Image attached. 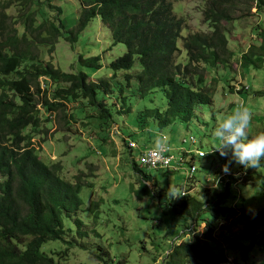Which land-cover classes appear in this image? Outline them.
<instances>
[{"label":"trees","instance_id":"trees-1","mask_svg":"<svg viewBox=\"0 0 264 264\" xmlns=\"http://www.w3.org/2000/svg\"><path fill=\"white\" fill-rule=\"evenodd\" d=\"M48 2V7L55 10L50 12L51 18L45 16L46 10L41 11L40 0H0V176L3 179L0 264H59L54 256L63 258L66 253L68 256V250L49 254L42 248L49 241L66 242L63 220L73 217L83 205L82 177L78 176L76 182L67 181L62 176V164L44 162L34 146L33 134L41 132L44 123L51 122V115L80 100H86L90 110L97 112V126L104 134L115 124L116 114L132 112L123 87L118 94L121 110L114 112V105L106 102L114 87L105 79L91 82L90 74L83 71V68L100 71L103 68L100 56H79L82 69L75 67L72 72H64L41 58L45 48L53 52L60 38L74 47L79 35L99 17L108 27L113 44L126 47V52L110 64L111 71L114 74L131 71L138 61L140 71L125 76L127 87L135 80L141 98L158 90L164 93L167 102L164 112L147 108L137 113V129L149 135V121L159 129L176 123L189 125L200 106L213 103L217 79L208 87L205 72L219 65L227 66L235 56L229 48L225 23L234 22L241 12H250L253 7L257 12L264 11V0H206L203 20L210 32L182 37L183 20L174 15L171 0H82L75 30H66L63 7ZM18 6L17 15H11L9 10ZM39 15L45 18L42 23H38ZM260 36L263 38L260 53L255 56V47H251L241 56L243 67H260L264 63V31ZM180 39L186 55L184 65L177 61ZM70 116L75 120L73 113ZM124 144L132 153L134 149L129 142L124 140ZM221 158L226 165L234 164L230 158ZM132 166L138 174H143L141 187L136 191L138 196L156 199L155 189L148 185L152 176L146 175L135 162ZM263 168H247L238 178L229 176L222 181V190L215 191L206 201L190 194L175 196L172 192L163 200L161 193L159 206L164 214L190 221V226L206 224L205 240L196 236L192 242L175 245L164 264H226L224 254H217L211 245L216 228L206 216L217 221L232 219L233 223L235 218L250 219L251 215L238 212L228 201L235 199L233 186L238 181L256 179L264 189V176L260 173ZM258 217L263 219V215ZM76 223L82 224L79 219ZM220 227L225 230L224 225ZM237 248L241 247L237 245ZM247 253H242L243 260ZM102 260L104 264H115L112 260Z\"/></svg>","mask_w":264,"mask_h":264},{"label":"rangeland","instance_id":"rangeland-1","mask_svg":"<svg viewBox=\"0 0 264 264\" xmlns=\"http://www.w3.org/2000/svg\"><path fill=\"white\" fill-rule=\"evenodd\" d=\"M51 1L54 6L63 7L66 30H75L82 0ZM171 1L174 15L183 20L182 37L196 32H210L208 24L203 20L206 0ZM40 2L41 11L46 10L45 16L51 18L53 13L50 12H54V8L48 7V0ZM19 8L13 7L9 13L17 15ZM44 20L40 16L38 23ZM225 26L229 48L235 56L227 66L219 65L205 72L208 87L213 86L214 79H217L212 93L213 103L200 106L196 118L189 125L176 123L159 129L149 121V135L147 131L140 132L137 129V113L147 108L164 112L167 105L164 93L158 90L141 98L136 92L135 80L127 87L125 76L140 71L138 61L131 71L116 74L111 71L110 64L126 52V47L113 44L108 27L99 17L93 19L79 35L74 47L60 38L53 52L47 48L42 51L43 60L52 62L64 72H72L75 67L77 70L82 69L79 56H100L103 64L100 71L86 68L83 71L90 74L91 82L105 79L114 87L113 93L106 98L108 104L114 105V112L121 110L118 94L122 87L132 109L129 115L116 114L115 124L111 126L110 132L104 134L97 126V112L90 110L86 100L72 102L51 115V122L44 123L41 132L33 134L34 146L44 162L62 164L64 179L76 182L77 177L81 176L85 183L80 194L83 205L73 217H65L63 220L67 231L66 242L49 241L42 248L49 254L52 251L57 253L68 250V256H65L67 253L61 256L63 258L54 256L59 264H104L102 259L115 261V264H164L175 245L192 242L196 236L205 240V223L190 226V221L172 219L159 206L161 193L164 194L163 200L171 192L175 196L180 195L193 153L185 155L188 162L179 172L142 168L146 175L152 176L148 185L155 189L156 199L149 196L141 198L136 191L141 187L143 174H138L132 166L133 162L141 166V150L134 149L129 153L124 140L129 143L135 141L139 148H152L157 138L166 137L177 156L183 154V149L188 152L198 149L206 152V158L195 156L193 164L197 166L198 172L189 193L202 198V201L212 197L215 191L220 192L222 181L228 180L229 176L238 178L245 173L246 169L235 161L233 165H228L227 174L222 171L226 163L217 151L219 139L214 131L226 116L237 107L244 106L252 113L249 137L264 132V63L260 67L241 65V56L248 53L251 47H255V56L260 53L258 49L263 44L260 34L264 31V11L257 12L256 7H253L250 12H241L234 22L225 23ZM178 46L180 52L177 61L184 65L186 55L181 39ZM72 113L75 120L70 116ZM192 138L196 140L195 145L191 143ZM227 158L232 161L231 154ZM260 173L264 176V168ZM2 181L0 176V183ZM259 184L256 179L238 181L233 186L235 199L228 201V205L237 208L238 212L251 215L250 219L235 218L233 223L232 219L217 221L206 216L213 228H216L211 245L217 254H224L226 264H235L237 261L240 264H264V189ZM259 215H263V219ZM77 219L82 222V226L76 223ZM221 225L225 226L224 231L221 227L219 229ZM229 240L234 245L226 244ZM237 245L241 248H237ZM244 251H248L245 260L242 255Z\"/></svg>","mask_w":264,"mask_h":264},{"label":"clouds","instance_id":"clouds-1","mask_svg":"<svg viewBox=\"0 0 264 264\" xmlns=\"http://www.w3.org/2000/svg\"><path fill=\"white\" fill-rule=\"evenodd\" d=\"M252 113L247 107L239 106L232 114L226 116L215 128L214 135L219 139L217 151L222 157L231 154V159L237 164L247 168H258L264 161V132H259L249 138V126ZM168 151L166 137H159L155 141L153 152L160 159ZM205 154H202L204 156ZM226 174L228 165L222 167Z\"/></svg>","mask_w":264,"mask_h":264},{"label":"built area","instance_id":"built-area-1","mask_svg":"<svg viewBox=\"0 0 264 264\" xmlns=\"http://www.w3.org/2000/svg\"><path fill=\"white\" fill-rule=\"evenodd\" d=\"M246 90L248 88H245ZM186 142V140L184 141ZM168 143V151L164 153V158L160 159L157 155L154 154L153 148H139L135 141H130L129 146L131 149H140V155H139V161H141V167L149 168V169H156V170H163V171H176L179 172L180 169L185 168L186 163L188 162L186 159V154L193 153L191 159L189 162L191 163V166L189 168V171L187 173V178H185V184L182 187V191L180 195L182 197L189 195L190 191L193 189L192 181L196 176V173L198 172V168L195 164H193L195 160V156H198L199 158H204L207 156V153L203 150H189L186 151L183 149V154L181 156H177L174 154V147ZM191 143L195 145L196 140L195 138L191 139ZM202 154H205L202 156Z\"/></svg>","mask_w":264,"mask_h":264}]
</instances>
